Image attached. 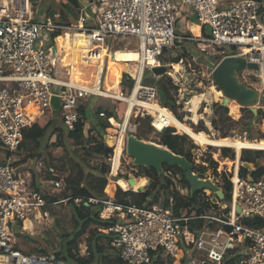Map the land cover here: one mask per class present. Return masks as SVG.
I'll return each mask as SVG.
<instances>
[{"label":"built area","instance_id":"2783aa9c","mask_svg":"<svg viewBox=\"0 0 264 264\" xmlns=\"http://www.w3.org/2000/svg\"><path fill=\"white\" fill-rule=\"evenodd\" d=\"M187 9L194 11L197 24L206 27L205 32L176 34L178 17ZM76 12L74 21H65L59 19V13H40L31 0H0V147L11 153L9 160L0 163V256L29 257L31 264L42 261L69 264L51 254L25 253L16 243L19 245L23 239L18 232L26 233L34 221L46 218L51 205L70 199L76 207H97L102 222L98 229L109 236L111 247L119 249L120 260L115 264H151L153 259L160 257L167 258L171 264L182 261L184 264H222L226 258L232 259V264H264V229L245 222L253 217L264 220V178L252 176L254 166L249 164L244 165L247 171L241 175L240 155L236 154L231 161L229 172L216 167L217 175L211 176L199 171V164L193 159L199 152H192L195 171L192 170L201 178L216 183L224 172L231 183L227 202L221 203L215 193L207 190L211 201L219 205V211L192 216L175 214L176 195L185 198L186 189L178 194H167L161 187L142 205L132 203L128 196L124 197L125 202L115 198L118 189L136 190L129 183L132 189L117 185L113 194L107 193L104 187L100 197L71 195L55 200L31 186L15 164L24 131L38 120H50L57 110L62 126L73 130L79 120L78 106L82 101L101 96L120 102V95L127 96L122 90L107 92L104 86L115 37L118 40L127 35L138 37L139 59L133 61L136 69L131 71L136 73V78L129 95L137 85L136 97L142 102L161 105L156 87L142 83L145 70L160 64L151 61L158 60L163 50L176 41L188 40L204 55H238L256 64L257 70L245 67L240 71L239 79L258 92L259 100L253 106L264 110V101H260L264 98V0L226 3L220 0H80ZM45 33L51 36L48 44L43 39ZM58 36L65 39L61 46L67 53L65 65L58 50ZM209 77L214 83L211 72ZM53 97L58 98V108L54 107ZM239 106L243 114L254 117L249 106ZM134 109L136 115H151L154 125L150 109L139 103L132 105L128 119ZM99 114L108 122L105 130L114 129L116 134L108 157L110 171L116 138L126 113L122 112L119 118L115 114L106 116L103 110ZM262 119L264 123V111ZM154 127L162 130L168 125ZM133 132L135 126L129 125L127 120L121 133V157L126 137ZM261 133L262 136L253 140H264V124ZM246 134L244 131V138ZM256 149L264 151V148ZM121 161L122 158L117 175ZM37 163L38 167L43 165L41 161ZM46 171L54 177L52 190L59 191L62 181L56 168L46 165ZM163 178L177 184L180 175L163 168ZM149 181L147 177L142 190ZM174 183L169 182V188L173 189ZM200 219L201 224L189 222ZM0 262L9 260L0 258Z\"/></svg>","mask_w":264,"mask_h":264},{"label":"rangeland","instance_id":"374dc122","mask_svg":"<svg viewBox=\"0 0 264 264\" xmlns=\"http://www.w3.org/2000/svg\"><path fill=\"white\" fill-rule=\"evenodd\" d=\"M34 5L38 8L40 13H44L45 15L48 14L47 11H50L49 15H53L54 13H59V19L61 20H70L74 21L77 18V13L75 16L73 14L69 13L68 10H66L62 3V0H31ZM223 3L229 2L231 0H220ZM62 12L64 14H62ZM65 18V19H63ZM183 25L181 22H177L175 25V32L176 34H183L184 28L182 27ZM188 34V33H187ZM43 39L45 40V43L48 44L51 42V36L45 33L43 35ZM64 37H59L58 38V50L61 53V56L64 57V60L62 63L66 64L67 60V53L66 50L62 49V45L64 42ZM66 44L68 45V40H66ZM188 40L182 41H176L174 45L171 46V48L167 49L166 52H162L158 56V60L160 64H164L167 66V73H164L160 76H158V83L166 88V86L172 84L173 86L170 87L168 91V96L170 98L168 108H161L158 116L160 118V121H163V124L165 120H167V117L174 116L178 120L182 121L183 123L186 122L187 126L193 131H202L205 132L208 138H218V137H223V136H228L231 138H241V139H247V136L251 137H256L261 133V129L263 128V108H260L262 110L261 115L258 117L257 115H254V117H251L247 113L243 114V108L239 107V113L235 117L229 114V108L227 106V103L224 104L223 101H221L223 97L220 98V100H215L213 98V94L211 92V87H214L216 89L217 86L210 81L209 73L212 71L218 60L221 58L219 55H213V54H208L204 55L202 54L197 46L194 44V42H189ZM114 43L117 45L116 50L112 53L111 61L114 65V61L118 63V61H133L138 58V51L133 50V49H138V37L135 35H127L124 39L118 40L115 37ZM226 50L229 49V46H223ZM128 50H126V49ZM185 53V54H184ZM110 55V56H111ZM175 56H180L182 57L178 63L175 64H180L182 66V69L179 70L176 67H174V62H168L163 63L162 60L164 59H171L172 57ZM122 66L121 70H115L114 68V79L117 82V88L112 90V91H118L122 90L125 94L129 92V88L133 87L134 80L131 78H127V80L123 83L120 84V80H122L126 76V72L123 74L122 72L124 71V67L126 68V71L130 70H135V65L133 63H128L126 65H123L124 62L121 63ZM115 67V65H114ZM179 71V73L177 72ZM237 78L239 79L240 73H237ZM253 76V74H251ZM112 78V75L109 77V79L106 81L107 84L106 86H109L110 80ZM132 83V85H131ZM220 90V89H218ZM206 91L208 93L207 101L202 100L199 103V106L197 108V111L202 114L201 117L197 118L195 121L194 119L191 118L192 112L187 108L185 103L189 100L190 96L204 92ZM221 91V90H220ZM222 92V91H221ZM130 94V92H129ZM128 94V95H129ZM189 94V95H188ZM127 95V96H128ZM101 97V96H100ZM99 97V98H100ZM99 98H95V101H99ZM102 98V97H101ZM106 100H108L111 104H114V113L116 117H122L121 112L117 110L119 102H117L115 99L110 98V97H103ZM261 102L264 101V98L260 100ZM125 102V101H124ZM161 102V100H159ZM215 102L222 103L224 106L227 107V115L231 118V121H224L219 119L218 120V115L213 113L212 110V104ZM183 103L182 106L180 107L179 104ZM126 105V102H125ZM127 106V105H126ZM125 106V111L126 107ZM205 107L209 108L208 112H205ZM136 109H134L133 113L130 114V117L128 120V124L131 126H135V131L137 125H139L142 120H140L138 117H144L147 118L148 115H141L140 113L136 115L135 113ZM152 113V112H151ZM153 114V123L155 125V116ZM176 115V116H175ZM89 120L93 119V114L88 112L87 115ZM128 118V117H127ZM52 119V124L50 125L48 131L41 137H39L36 141H32L28 139L26 141V149L27 151H31L33 156H29L26 162L20 163L19 169L21 171H28L30 174V180L29 184L31 186H38L40 190L44 191L45 194L51 195L53 198L56 196L57 193H62L65 190V182L64 179L65 177L69 175H73L77 173L76 171V161H79L81 166L83 167V170L85 174L91 173L92 175H95L93 179H97L100 175L99 170H96L93 168V165H95V162L93 159H91L90 156H87L85 152L83 153V150L79 148V145L72 143L71 141L67 140L66 137L64 136L62 139L63 145L61 144H56L53 143L54 141V136L51 138V140H48L50 132L57 126L61 128V130L65 133L64 128L62 127L61 121L59 114L56 113L53 114L51 117ZM138 119V120H137ZM150 119V124L152 127L154 125L152 124V116L149 115ZM212 119H217L215 123L211 125V120ZM47 121V120H45ZM122 121V118L120 122ZM208 121V122H207ZM172 123L170 121H166L165 125H168ZM173 126V125H172ZM171 126V127H172ZM175 127V126H174ZM155 130H158L157 128L154 127ZM152 130V131H155ZM196 130V131H195ZM161 131V130H158ZM177 131V129H176ZM244 131L247 132L246 137L244 138ZM181 133V131H178ZM91 135H96V138L98 140H103V142L107 145L112 147L114 144V136L116 135L113 130H104L101 134H98V132L95 129H92L91 132H89ZM183 133V132H182ZM89 134V135H90ZM190 137V145L188 147V158L192 159V152L194 154V160L199 164L200 167V172H204V175L210 174L211 176L215 175V170L217 171L216 167L220 169L221 171H226L229 172V169L233 165V162L231 163L233 158L237 154V150L233 147L230 146H215L212 144H198L196 139L192 138L190 134H188ZM48 141L49 144L51 145L50 147L48 146ZM150 141V140H149ZM253 141V140H252ZM264 142V141H262ZM55 145V146H54ZM225 147L231 148L234 151V156L230 154V152H227L224 150ZM53 149V152L61 153L64 155V158L62 160H59L57 158L50 157L49 152L50 149ZM29 149V150H28ZM124 149H125V144H124ZM198 149V150H197ZM245 148H241L239 153L237 154L238 156L241 155L240 153L242 152L243 156L250 157V159H253L254 162L264 164V151H260V153H255L257 151H254L256 148H249V152H243ZM236 151V152H235ZM247 151V149H245ZM118 153H119V159L121 161L119 171L117 175V168L120 163H115L113 161L111 169H113V173L111 170L109 171L110 179L108 183L105 185V191L109 194L114 193V191L117 188V183L115 181L119 177V175H122V178H125L128 180L130 177H144L147 181V177L144 175L138 176L136 175V172H134V167L131 158L123 152V155L121 157V147L118 148ZM211 159L216 162L213 163L211 162ZM28 160H31V162L28 164ZM41 161L43 165L41 167L37 166V162ZM241 161V160H240ZM203 162V163H202ZM53 164L54 167L56 168L57 175L61 179V189L59 191H53L52 188L50 187V178L48 176V173L46 171V165L47 164ZM115 163V164H114ZM206 163V164H205ZM223 163V164H222ZM241 163V162H240ZM250 165V164H249ZM252 165V164H251ZM253 166V165H252ZM167 169V168H164ZM166 171V170H165ZM90 179V176L88 177V180ZM87 180V181H88ZM49 183V184H48ZM114 184L115 188L114 191H111L109 189L110 184ZM146 185V183H145ZM144 186V185H143ZM142 186V187H143ZM125 189V188H124ZM128 189V188H127ZM129 189H132L130 186ZM136 189V188H135ZM207 190V189H206ZM135 191V190H134ZM33 227L28 230L27 233V238H24L25 242H22L23 239H21V242L19 243L21 249L26 252V251H31L34 254H41V255H58L60 252V249H62V245L64 244V235L67 233H70L74 230V224H75V219L73 217L72 213V208L71 204L68 201H62L56 204H53L49 207V215L41 219L39 221H34ZM84 235L85 234H80L77 236V242L80 248H84ZM47 253V254H45ZM200 253V251L197 252V254ZM160 262L159 263H154V264H171L167 260V258H159ZM70 264H74L70 261H68ZM153 264V263H152Z\"/></svg>","mask_w":264,"mask_h":264},{"label":"trees","instance_id":"16d2710c","mask_svg":"<svg viewBox=\"0 0 264 264\" xmlns=\"http://www.w3.org/2000/svg\"><path fill=\"white\" fill-rule=\"evenodd\" d=\"M79 3L80 0H62L61 4L66 10H68L69 13L75 16L77 13L76 7L78 6ZM47 13L49 14L51 12L47 11ZM62 14L64 13L62 12ZM167 49L169 48L164 49L163 52H166ZM181 58L182 57L180 56H175L172 57L171 59H164L162 60V62L166 64L168 62L178 63ZM113 75L108 87L117 88V82L113 78L114 77ZM127 78L128 77L123 78L122 84L127 80ZM142 83L154 85L160 94L159 100H161L160 102L161 105L166 107L168 106L170 100L168 96V91L170 87L173 86L172 84L164 88L158 83V79L151 80L149 78H144V77L142 78ZM130 90H131V86L129 88V92ZM129 92L126 95H128ZM95 98L96 97H89L87 100H84L79 104L78 106L79 120L76 123L75 129L66 130L62 126L65 130L64 133L61 130V128L57 126L50 132L48 140L50 141L51 138L54 136L55 139L53 143H55V145L61 144L62 146H64L62 139L65 136L67 140L79 145V148L83 150V153L85 152L87 156H90L91 159H93V161L95 162L93 168L99 170L101 176H99L97 179H93L95 175H92L91 173L85 174L80 162L76 161L75 165H76L77 173L73 175L68 174L65 177L64 182L66 184L65 186L66 191L62 193H57L56 196L54 197L55 200L64 199L71 195H79V196L86 195V196H96V197L103 196V189L110 179V176L108 174L109 173L108 157L112 152V147L107 146L102 139L98 140L96 138V135H91L89 132H91L92 129H95L98 132V134H101L105 130V128L108 125V122L104 117L100 116L99 112L102 110L105 111L106 116L115 114L114 104H111L108 100H106L103 97L102 98L97 97L100 99L98 102L95 101L96 100ZM182 104L183 103H180L179 106L181 107ZM125 106H126L125 102L120 101L117 110L122 113L125 111ZM212 110L214 114L218 115V120L221 119L224 121H231V118L229 117V115H227V111H228L227 107L221 105V103L219 102L213 103ZM88 112L93 114L94 117L92 120L88 119L87 117ZM261 112L262 110L259 108L257 114L258 117L261 115ZM55 113L56 116L57 114H59L58 111H56ZM138 118L142 120V122H140L139 125H137L136 127L135 134L137 135V137L148 141L150 140L155 143L166 146L172 152L179 155H184L186 158H188V152H189L188 147L191 141L187 133L181 131L177 127L172 126L170 123L168 124V127H165L161 131H158L151 126L149 116L147 118L144 117H138ZM216 120L217 119H212L211 125L215 123ZM52 122H53L52 119L47 121L40 119L36 123H34L31 127H29L27 130L24 131L23 141L18 147L17 154L19 159L15 162V164H20L23 162L25 163L26 162L25 160H27L29 156L34 155L31 153V151H27L26 141L30 139L34 142L39 137L43 136L48 131ZM178 131H181V133H179ZM260 136L262 135L260 134L259 137ZM254 138L256 137L247 136L248 141H252ZM49 141L47 144L50 147L51 145L49 144ZM262 141L264 140L263 139L253 140L252 142L263 143ZM224 150L230 152V154L234 156V151L231 148L225 147ZM249 150L251 149H247V151H245L244 149L242 151L249 152ZM254 151H257L255 152L257 154L260 153L261 150L254 149ZM240 154H241L240 162L242 163V165L240 166V174L241 175L245 174L247 168L244 165L245 163H248L254 166L252 176L264 178V166L260 163L254 162V160L250 159V157L243 156L242 152ZM49 156L50 157L54 156L59 160H62L64 158L63 154L53 152L52 148L50 149ZM10 158H11V153L8 150L0 147V163H4ZM189 160L191 161V158ZM211 162L216 164V162L213 161L212 159ZM47 165H53V164L49 163ZM164 168H167L171 170L173 173H177L180 175V180L178 181L176 180L177 184H175L172 179L169 180L170 184L171 182L174 183L173 189L169 188V182L164 180L163 176H159V174L156 172V170L153 167L136 165L134 167V172H136V175L138 176L144 175L148 177L150 180L149 184L141 191H133V190L123 191L121 189H118L115 198L118 201L125 202L124 197L128 196L132 203L137 205H142L148 196L154 197L158 193L161 187L165 189L167 194H171V193L178 194L186 189L187 196L185 198L176 195L175 214L192 216L207 212L209 213L217 212L220 210L219 205L211 201L210 195L208 194V191L206 189L196 190L194 193L190 192L189 184L185 179L183 171L180 166L164 165ZM192 169L195 171L194 166H192ZM214 172L215 175H217V171L215 170ZM48 176L50 178V182H49L50 184L49 183L48 184L51 187L52 186L51 180L54 179V177L50 174H48ZM89 176L90 179L88 180ZM107 176H108V180H107ZM218 178L219 179L216 183L224 193V197L223 199H220V202L221 203L227 202L230 198L231 183L224 172H222ZM34 188L40 189L38 186H34ZM67 201L71 204L73 217L75 219L74 230L64 235L65 236L64 244L62 245V249H60V252L58 253V255L55 256V258L64 260L67 263L68 261H70L74 264L118 263L120 260L119 249L111 247L109 245V236L107 234L102 233L98 229L99 224L102 222L99 220V217L97 215V207H90V208L85 206L76 207L75 205L72 204V201L70 199H68ZM189 222L190 223L197 222L198 224H201L202 220L201 219L197 221L190 220ZM245 222L254 227H261L264 229V220H262L259 217H253L250 218L249 220L247 219ZM18 234L23 238L22 242H25L24 238H27L26 237L27 233L18 232ZM80 234H85L84 248H80L77 242V236ZM16 247L21 249L18 243H16ZM25 253H33V252L26 251ZM159 262H160L159 258L153 259L152 261L153 264Z\"/></svg>","mask_w":264,"mask_h":264},{"label":"water","instance_id":"95a60500","mask_svg":"<svg viewBox=\"0 0 264 264\" xmlns=\"http://www.w3.org/2000/svg\"><path fill=\"white\" fill-rule=\"evenodd\" d=\"M245 67L257 70V65L246 62L245 58L238 55H225L221 57L211 71L214 84L223 93V103L226 104L229 100H235L241 106H249L254 115L258 114V109L253 106L259 100L258 92L255 89L246 87L237 78V73L242 71ZM167 66L159 64L152 66L145 70L143 77L155 80L158 76L167 73ZM126 76L134 80L136 73L134 71H126ZM53 104L58 108V98H52ZM126 154L131 158L133 165H143L145 167H153L159 176H163L164 165L181 167L184 177L187 180L190 192L194 193L196 190L207 189L215 193L219 199H223L224 193L222 189L211 179L201 178L199 174L192 170V162L184 155H179L166 146L148 141L137 137L135 132L129 133L126 137L125 143ZM248 165V163H245ZM134 178L130 177L128 183L132 185ZM142 188H137L135 191H141ZM239 211V207H236ZM9 262L0 264H31L29 257L20 259L18 257H4ZM39 264H47V262H40ZM62 264H66L63 262Z\"/></svg>","mask_w":264,"mask_h":264},{"label":"bare ground","instance_id":"6f19581e","mask_svg":"<svg viewBox=\"0 0 264 264\" xmlns=\"http://www.w3.org/2000/svg\"><path fill=\"white\" fill-rule=\"evenodd\" d=\"M59 37H62V36H58L57 37V44H59L58 43V38ZM115 48H117V45L115 43H113L111 45L110 53L114 52ZM135 50H137V49H135ZM110 58H111V56L109 55L108 69H107V73H106V77H105L106 81L113 74V63H112ZM138 59H139V52H138V58L136 60H138ZM63 60H64V57L61 56V61L63 62ZM136 60H133V61H136ZM133 61H120V62L118 61V63L114 61V65H115V68L119 71V70H121L120 66H122V64H121L122 62H124L123 65H126L128 63H133ZM151 62L155 63V64L159 63V61L156 60V59L152 60ZM175 67L177 69H179V70L182 69V66L180 64H176ZM135 68H136V66H135ZM139 70H140V73H141L142 69L139 68ZM123 72H126V68L125 67H124V71ZM177 72L179 73V71H177ZM179 75H180V73H179ZM106 81H104V86H105V89L107 90V92L110 91L111 93H118L116 91H112V90H114L113 88L107 87L106 86V84H107ZM136 89H137V85H136L134 91L132 92V95L122 96V95L119 94L120 97H121V101H125L126 102V105H127L126 107L127 108H126V111H125L126 116H125L124 123L122 124V129H121L120 135H119L118 138H116V140H117L116 142L117 143H116V147H115V154H114V160H113L115 163H119V161H118V157H119L118 148H120V146L122 144V134L121 133H122V131L125 128V124L127 123V119H128L127 117H128V115H129V113L131 111V108H132L133 104L139 103V104L144 105L145 107L149 106L151 108V110H153V112L157 113V115L154 114V115H156L155 116V126H157L158 128H162L164 126L163 123L160 121V118L158 116V114L160 112V106L158 104L157 105H155V104L152 105L149 102L140 101L136 97ZM210 89H211V92L213 94V98L215 100H220V98L222 97V92L220 90L214 88V87H211ZM207 95H208V93L206 91L194 94V95L190 96L189 100L185 103L187 108H189V110L192 112L191 118L194 119L195 121L197 120V118L202 116V114L197 111V108L199 106V103L202 100L207 101V97H208ZM221 101H223V97H222ZM221 105H223V104L221 103ZM227 106L229 108V114L232 115L233 117L234 116L236 117L238 115V113H239V107H240L239 104L235 100H229V101H227ZM208 111H209V108L205 107V112H208ZM169 119L172 121V123H173V125L175 127H177L178 129H180L181 131H183V132H185L187 134H190L192 136V138L196 139L198 144H201V145H204V144L205 145L206 144L210 145V144H212V145H215V146H230V147H233V148H235L237 150V154L239 153L241 148H251V149L252 148H264V142L263 143H258V142L248 141L247 139L231 138V137H228V136H226V137H218V138H215V137L214 138H208L207 135L205 133H203L202 131L201 132L200 131L193 132L182 121L176 119L173 116L169 117ZM111 172L112 173L114 172L113 169H111ZM143 181H144L143 179L136 180V182L134 181L133 184H132V187L136 188V189L139 188V187L141 188V184L143 183ZM115 183L119 184L121 187H123L125 189L130 187L128 182H127V180L123 179L122 177H118L117 180L115 181ZM26 225L31 227V224L28 221H26Z\"/></svg>","mask_w":264,"mask_h":264},{"label":"crops","instance_id":"0c3cea01","mask_svg":"<svg viewBox=\"0 0 264 264\" xmlns=\"http://www.w3.org/2000/svg\"><path fill=\"white\" fill-rule=\"evenodd\" d=\"M232 1V0H231ZM230 2V1H229ZM223 3V2H222ZM178 23L179 22H181V24L183 25L182 27L184 28V33L183 34H178V35H184V34H199V33H202V32H205V30H206V27H200L198 24H197V22H196V18H195V13H194V11L192 10V9H187V10H183L182 12H181V14H180V16L178 17V21H177ZM183 41H185V40H183ZM186 43H189V42H186ZM112 53V52H111ZM111 59V58H110ZM173 63V62H172ZM174 65V67L176 66V64L174 63L173 64ZM114 65H113V73H114ZM121 68V67H120ZM115 70H116V68H115ZM124 73V72H123ZM113 75V74H112ZM122 81H123V79L122 80H120V84H122ZM118 82V81H117ZM110 88H112V87H110ZM113 89H116V88H113ZM150 104H155V105H157L156 103H150ZM159 105V104H158ZM159 106H161L162 108H164L162 105H159ZM54 107H56L55 105H54ZM148 108L150 109V112H152V113H154V114H156L157 115V113H155V112H153V110H151V108L148 106ZM160 110H161V108H160ZM57 111V110H56ZM172 116V115H171ZM174 117V116H173ZM177 119V118H176ZM166 121H170L171 123H172V121L169 119V117H167V120H165V122H164V124L163 125H165L166 124ZM162 123H163V121H161ZM186 122H184V124H185ZM169 124V123H168ZM172 125H173V123H172ZM186 126H187V124H185ZM174 126V125H173ZM188 128H189V126H187ZM190 129V128H189ZM191 130V129H190ZM201 132V131H200ZM204 133V132H203ZM120 157H118V159H119ZM120 160V159H119ZM118 160V161H119ZM28 162V164L31 162V160H28L27 161ZM20 165V164H19ZM19 165L17 166L18 167V169H19ZM252 166V165H251ZM253 167V166H252ZM20 170V172L24 175V177H25V179L28 181V183H29V180H30V174H29V172L27 171H21V169H19ZM110 176V175H109ZM141 180V179H143L144 181H143V183L141 184V187L143 186V185H145V183H146V179L144 178V177H137L136 179H134V181L136 182V180ZM31 181V180H30ZM37 186V185H36ZM132 186V185H131ZM34 187V186H33ZM109 189L112 191H114V188H115V185L114 184H110L109 185ZM169 261V260H168ZM180 264H184L183 263V261H182V263H180ZM223 264H232V262H231V259L230 258H226L224 261H223Z\"/></svg>","mask_w":264,"mask_h":264}]
</instances>
